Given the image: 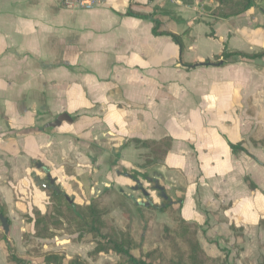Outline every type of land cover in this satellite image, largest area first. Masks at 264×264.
Masks as SVG:
<instances>
[{
    "label": "crops",
    "instance_id": "crops-1",
    "mask_svg": "<svg viewBox=\"0 0 264 264\" xmlns=\"http://www.w3.org/2000/svg\"><path fill=\"white\" fill-rule=\"evenodd\" d=\"M215 7L105 0L83 11L61 0H0V214L9 228L0 223V264H8L3 238L23 258L33 256L30 241L69 258L74 236L34 239L24 220L33 209L45 214L48 175L76 205L100 197L110 208L140 206L122 186L147 151L130 141L163 139L171 140L164 161L144 172L151 167L164 193H181V218L198 225L203 251L222 264L264 258V148L252 143L264 141V57L200 64L224 48L264 51V0L223 20ZM155 22L180 35L182 49L154 35Z\"/></svg>",
    "mask_w": 264,
    "mask_h": 264
},
{
    "label": "trees",
    "instance_id": "trees-1",
    "mask_svg": "<svg viewBox=\"0 0 264 264\" xmlns=\"http://www.w3.org/2000/svg\"><path fill=\"white\" fill-rule=\"evenodd\" d=\"M216 3L212 15L216 20H223L237 17L249 10L255 0H212ZM128 16L145 18L146 15L128 12ZM154 35H164L182 49V37L166 31L159 30V24L155 22L153 27ZM245 58L248 60H258L264 57V51L255 54H243L241 52H227L225 48L219 55L211 59L200 62L202 65H219L226 63L232 57ZM135 148L146 150L142 155L145 161L144 167L152 166L164 161L167 152L171 148V140L163 139L155 141H130ZM264 148V141L252 142ZM234 154L243 152L242 145L229 144ZM146 176V175H143ZM48 183H46L47 185ZM43 188V187H42ZM47 196V210L42 214L37 209H33L32 215L24 216L27 224L32 225V238L39 240H52L58 236H75L73 242H88L94 245L93 249L87 253V257L96 262L101 256L114 255L118 259L111 264H218V259L208 256L201 248L198 240L199 227L194 223H188L181 218V201L165 200L161 207L152 204L145 207L169 214L174 224L172 227L164 226L162 229V239L165 242L167 252L160 248L143 250L132 231L127 226L123 230H118L110 218V208L101 201L100 197L92 198L87 204L76 205L64 193L51 188H43ZM23 242L28 240V235L23 234ZM4 252L8 264H28V259L17 255L8 246V241L3 238ZM41 259L43 264H88L87 261L75 256L67 258L64 254L52 251H39L32 256ZM257 264H264V258Z\"/></svg>",
    "mask_w": 264,
    "mask_h": 264
},
{
    "label": "rangeland",
    "instance_id": "rangeland-1",
    "mask_svg": "<svg viewBox=\"0 0 264 264\" xmlns=\"http://www.w3.org/2000/svg\"><path fill=\"white\" fill-rule=\"evenodd\" d=\"M141 162H142L140 169L141 172L136 173L134 175V178L129 182L128 180H126L128 174L125 173L124 171L123 172L121 171V175L123 174V176H127L125 177V184L122 187L127 190V193H130V190L135 191L131 195H134L135 198L139 200L141 205L140 206L135 205L129 208H118L116 207V205L119 204V201L113 202L111 208L107 204L106 205L110 208V211L113 210V206L115 205L116 208L115 215L118 214V216L112 218L114 226L118 230H123L124 227L126 226L130 228L134 237L138 240L139 244L142 246L143 250L160 248L164 252H167L165 242L162 239V229L164 226L173 228L174 224L169 214L157 210L158 207H161L164 204L165 199L163 200L159 196L158 191L154 189L155 182L152 180L154 176L153 170L150 167L148 168V172L145 173L144 171L147 168L144 167L145 165L144 159ZM135 181H138L139 183L141 182V185H138L137 183H135ZM157 184L160 185L162 188H164V186L161 184L160 181H157ZM140 187L147 193V196H145L142 192L135 190V188H140ZM165 193L168 197L172 195L173 197H169V198L173 199L174 201H177L178 198L181 196V193L176 194L170 191L166 192V190ZM121 204L123 203L120 202V205ZM148 204H152L157 208L149 209L145 207V205ZM69 239H75V236ZM25 245L27 249H29V251H33V254L30 253V255L33 256L37 254L35 253V251H40L41 249H43L42 245L36 242L30 241ZM65 247H67V249H65V252L67 253V256H69V258L78 256L82 260L87 261L88 264H111L116 262L118 259L116 256L110 255V256H101L96 262L91 261L87 257V253L88 251H90V248L94 247V245L90 247V243L88 242H83V244H78V243L76 244L74 242H70V243H66ZM28 260L30 261L31 264L41 263V261L39 260L37 261V259L33 257ZM218 264H222L220 263V259H218Z\"/></svg>",
    "mask_w": 264,
    "mask_h": 264
},
{
    "label": "built area",
    "instance_id": "built-area-1",
    "mask_svg": "<svg viewBox=\"0 0 264 264\" xmlns=\"http://www.w3.org/2000/svg\"><path fill=\"white\" fill-rule=\"evenodd\" d=\"M67 9L90 11L100 7L105 0H61Z\"/></svg>",
    "mask_w": 264,
    "mask_h": 264
},
{
    "label": "water",
    "instance_id": "water-1",
    "mask_svg": "<svg viewBox=\"0 0 264 264\" xmlns=\"http://www.w3.org/2000/svg\"><path fill=\"white\" fill-rule=\"evenodd\" d=\"M156 179V180H155ZM160 179V177H158V175L157 174H155L154 176H153V181L155 182V189H157L160 193H161V196H162V198L163 199H165V200H167V196L165 195V193H164V191H163V188L162 187H160L158 184H157V181ZM47 181H48V184L46 185L45 183H43V181H42V186H43V188H45V189H49V188H51V189H53V190H57V187L56 186H54V180L53 179H51V177L48 175L47 176ZM143 194L145 195V196H147V193L144 191L143 192ZM0 223H1V227H2V229H3V231H4V233L5 234H7L8 233V230H9V228H8V224H7V220H6V218L5 217H3L1 214H0Z\"/></svg>",
    "mask_w": 264,
    "mask_h": 264
}]
</instances>
